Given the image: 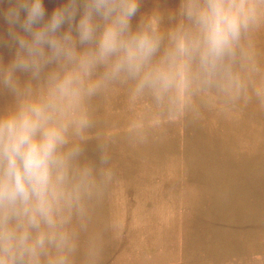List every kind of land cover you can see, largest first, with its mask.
Masks as SVG:
<instances>
[{
	"label": "clouds",
	"instance_id": "1",
	"mask_svg": "<svg viewBox=\"0 0 264 264\" xmlns=\"http://www.w3.org/2000/svg\"><path fill=\"white\" fill-rule=\"evenodd\" d=\"M142 2L63 0L49 11L45 0H8L0 43L12 55L0 56V90L13 102L0 108V264H68V225L92 195L91 170L73 166L80 148L68 147L70 133L89 126L85 101L102 88L132 81L158 104L189 105L212 86L238 97L232 65L242 36L264 20V0H179L166 30L158 7L133 25Z\"/></svg>",
	"mask_w": 264,
	"mask_h": 264
},
{
	"label": "rangeland",
	"instance_id": "2",
	"mask_svg": "<svg viewBox=\"0 0 264 264\" xmlns=\"http://www.w3.org/2000/svg\"><path fill=\"white\" fill-rule=\"evenodd\" d=\"M45 3L51 11L63 0ZM178 4L143 0L133 25L141 13L158 7L166 30L179 19L169 20ZM7 7L4 0L0 36L5 37ZM240 43L232 71L243 87L235 99L234 90L225 93L212 86L196 91L189 105L158 104L148 93L136 94L132 81L112 82L87 99L86 109L97 111H91L92 122L80 135L70 133L68 147L80 148L73 166L91 170L90 197H98L99 212L105 215L100 226L108 238L104 264H264V20ZM1 49L9 59L11 47L0 43ZM239 53L242 57L237 58ZM241 122L243 130L237 129ZM134 149L146 154H129ZM109 170L112 178L106 180ZM134 175L140 183L143 176H155L160 184L157 189L143 184L136 197H129L124 184ZM170 196V208L151 212L146 204L155 200L164 205ZM86 201L83 218L74 214L68 225L75 245L66 253L68 264H94L87 256L92 217ZM132 210L139 214L137 222ZM145 223L158 226L159 242H146Z\"/></svg>",
	"mask_w": 264,
	"mask_h": 264
},
{
	"label": "bare ground",
	"instance_id": "3",
	"mask_svg": "<svg viewBox=\"0 0 264 264\" xmlns=\"http://www.w3.org/2000/svg\"><path fill=\"white\" fill-rule=\"evenodd\" d=\"M243 45L240 43V47L239 48H241ZM262 46V45H261ZM260 46V47H261ZM239 48H238V50H239ZM238 50H237V52H238ZM6 54V51L5 50H0V56H3V55H5ZM239 57H242V53H239L238 54V57L237 58H239ZM22 78H26V77H22ZM87 101L88 100H86L85 101V109H86V105H88V103H87ZM12 102H13V98H12V96L7 92V90H0V108H5V107H7V106H9V105H11L12 104ZM86 111H87V115H88V118H89V121L90 122H92L91 121V119H90V116H91V111H92V113L94 114V112L95 111H97V110H93V109H86ZM244 126H245V123L244 122H241L240 123V125H239V128H237V129H242L243 130V128H244ZM125 148H126V146H125ZM131 149V148H130ZM108 152H110V151H108ZM132 153H137V155H138V157L140 158L141 156H142V154H143V156H144V154H146V150L145 149H143L142 151H140V150H137V149H134V150H130V152H129V154H132ZM90 164V163H89ZM119 167H121L123 170H125L124 168V165L123 166H119ZM128 167H129V165H128ZM149 168H150V166H148L147 168H142V172H143V170H145V171H148L149 170ZM127 169V168H126ZM129 169V168H128ZM134 169V168H133ZM130 171H131V169H130ZM191 176V175H190ZM199 176H201V174H199ZM138 177H136L135 178V175H134V177H133V180H129V183L126 185V184H124L125 185V187L124 188H126V192L125 193H127V195L130 197H136L137 195H138V193H139V191H140V188H141V185H143L144 184V187H148V188H156L157 189V187H158V185L160 184V182L159 183H157V181L154 179L155 178V176H150V177H145V176H143V178H142V180H140L141 181V183L138 181V179H137ZM92 182L90 183V185H92L91 186V191L93 192V190H94V181L93 180H91ZM116 181V180H115ZM199 182H200V180H198ZM202 182H204V181H202ZM201 184V183H200ZM204 185V184H203ZM205 187V186H204ZM100 188H101V186H100ZM113 189V188H112ZM162 189V188H161ZM160 189V190H161ZM205 189V188H204ZM264 189V188H263ZM143 190V186H142V189H141V191ZM146 190V189H145ZM202 189H200V191H201ZM148 191V190H147ZM263 191V190H262ZM151 192V191H150ZM197 192V191H196ZM143 193V192H142ZM157 193V192H156ZM199 193V192H198ZM197 193V194H198ZM125 195V194H124ZM157 196V195H156ZM173 196V195H172ZM199 196V195H198ZM146 197V196H145ZM174 197V196H173ZM173 197H171L170 196V200H169V202L167 203V204H164V205H162V204H160L158 201H150V202H148V203H146L145 201V203L146 204H148V206H149V209L151 210V212H153V211H155L156 212V210H159L160 208H163L164 206V208H170L171 207V204H172V202H173ZM200 197H201V195H200ZM139 198H141V197H139ZM154 198V197H153ZM126 199V198H125ZM131 199V198H130ZM202 199V198H201ZM87 200V201H86ZM109 200V199H108ZM203 200V199H202ZM84 201H86V203H88V210L89 211H91V212H89L90 213V216L92 217V221H91V226H89V229H88V234H90V242L88 243V245H87V251H88V254H87V256H88V259L89 260H91L90 262H92V263H94V264H104L105 263V260H106V251H107V247H106V242H107V236H106V232L104 231V232H102L101 233V230H100V226L102 225V224H104L105 225V222H104V213H100L99 212V199H98V197L97 198H94V197H90V196H87L86 198H85V200ZM125 202H127V201H125ZM214 202L216 203V201L214 200ZM129 202H127V204H128ZM115 204V203H114ZM129 205V204H128ZM134 206V205H133ZM127 207H129V206H127ZM135 207V206H134ZM130 208V207H129ZM118 209V208H117ZM146 210V209H145ZM115 211H116V209H115ZM126 211H128V210H126ZM129 212V211H128ZM124 213V212H123ZM121 215V214H120ZM138 215L139 214H137V211H135V210H132L131 211V217H133L135 220H134V222H137V219H138ZM126 216V215H125ZM157 216H158V214H157ZM130 217V216H129ZM160 217V216H159ZM151 218V217H150ZM111 219V218H110ZM127 219V218H126ZM129 219H131V218H129ZM130 221V220H129ZM73 222V221H72ZM123 222H125V220L123 219ZM122 222V223H123ZM176 222V221H175ZM174 222V223H175ZM126 223V222H125ZM72 224V223H71ZM163 224V223H162ZM123 226V225H122ZM128 226H129V224H128ZM141 227L143 228V231H147L145 234H144V236H146L144 239L146 240V242H150V243H153L154 241H160V235H162V234H159V229H158V226L156 225V224H151V223H145V224H141ZM162 228H163V226H162ZM161 228V229H162ZM164 228H165V226H164ZM172 228H174V227H172ZM121 229H122V227H121ZM127 229V228H126ZM170 229V228H169ZM135 230V229H134ZM209 230V229H208ZM74 231V230H73ZM132 232V231H131ZM170 232H172V231H170ZM182 232V231H181ZM170 234V233H169ZM119 235V234H118ZM127 237V236H126ZM134 237V236H133ZM167 237V236H166ZM124 238V237H123ZM122 238V239H123ZM169 238H171V237H169ZM125 239V238H124ZM127 239V238H126ZM131 241V240H130ZM170 241V240H169ZM198 241H200V240H198ZM198 244V243H197ZM137 245V244H136ZM138 246V245H137ZM134 247H135V245H134ZM165 247V246H164ZM151 248H154V247H151ZM169 249V248H168ZM171 249V248H170ZM163 250H165V249H163ZM127 254V253H126ZM147 255V254H146ZM124 257H126V256H124ZM130 257V256H129ZM129 259H131V258H129Z\"/></svg>",
	"mask_w": 264,
	"mask_h": 264
}]
</instances>
